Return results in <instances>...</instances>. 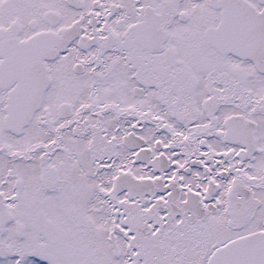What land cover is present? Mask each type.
Instances as JSON below:
<instances>
[{
    "label": "snow or ice",
    "instance_id": "1",
    "mask_svg": "<svg viewBox=\"0 0 264 264\" xmlns=\"http://www.w3.org/2000/svg\"><path fill=\"white\" fill-rule=\"evenodd\" d=\"M0 264H264V0H0Z\"/></svg>",
    "mask_w": 264,
    "mask_h": 264
}]
</instances>
